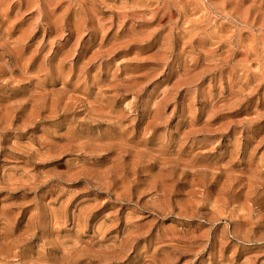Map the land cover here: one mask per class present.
Instances as JSON below:
<instances>
[{
  "label": "rangeland",
  "instance_id": "obj_1",
  "mask_svg": "<svg viewBox=\"0 0 264 264\" xmlns=\"http://www.w3.org/2000/svg\"><path fill=\"white\" fill-rule=\"evenodd\" d=\"M0 264H264V0H0Z\"/></svg>",
  "mask_w": 264,
  "mask_h": 264
}]
</instances>
